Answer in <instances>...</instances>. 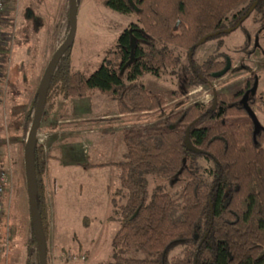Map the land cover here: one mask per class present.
Masks as SVG:
<instances>
[{
	"label": "trees",
	"instance_id": "1",
	"mask_svg": "<svg viewBox=\"0 0 264 264\" xmlns=\"http://www.w3.org/2000/svg\"><path fill=\"white\" fill-rule=\"evenodd\" d=\"M101 2L111 11L135 15L136 23L118 36L110 57L89 76L73 70L70 48L51 75L47 111L54 108L51 101L58 97L83 98L94 91L111 98L121 117L158 113L161 118L167 108H175L152 127L138 126L125 134V153L115 164L120 170V188L111 200L120 226L112 240V260L105 264H264V129L254 137L253 123L241 104L257 78L252 84L246 82L240 99L238 93L228 98L214 91L210 105L193 103L185 109L176 103L168 105L135 84L145 74L158 77L166 69H178L181 58L177 49L187 55L183 70L189 83L209 85L219 79L230 60L210 57L198 65L193 59L197 48L201 41L213 39L221 47L226 31L241 27L253 10L262 9L264 0ZM67 27L65 37L69 22ZM229 71L230 67L223 76ZM36 100L37 93L28 121ZM254 102L255 95H249L247 104L252 111ZM207 122L213 124L203 125ZM186 134L196 152L186 147ZM34 156L36 204L47 240L46 164L37 145ZM197 158L212 167L200 172ZM97 166L82 165L84 169ZM149 178L179 187L173 193L164 183L149 189ZM30 226L29 256L32 247L36 248ZM177 247L182 254L170 257ZM130 250L145 255L126 257Z\"/></svg>",
	"mask_w": 264,
	"mask_h": 264
},
{
	"label": "rangeland",
	"instance_id": "2",
	"mask_svg": "<svg viewBox=\"0 0 264 264\" xmlns=\"http://www.w3.org/2000/svg\"><path fill=\"white\" fill-rule=\"evenodd\" d=\"M77 6L76 33L70 57L73 70L89 76L106 57H110L118 36L131 23H136L137 19L133 14L123 15L109 10L101 0H77ZM36 21L42 27H35L33 22ZM67 22L68 0H6L2 27L4 33L14 36L9 41L10 46L15 41L14 60L15 54L19 53V40H28L27 44L32 45L31 48L35 51L28 56L29 61L40 58L41 53L34 46L37 45L36 48L40 49L45 38H49L47 42L52 46L56 43L59 46L64 40ZM229 26V22H226V27ZM33 27L41 33H35V36L31 31L35 30ZM218 46L217 39L204 42L199 45L193 57L198 65L210 57L217 60L227 57L230 60V71L209 85L189 83V77L183 70L188 58L179 49L177 53L180 54L181 66L178 69H166L158 77L145 74L135 84L143 85L150 94L162 97L168 105L176 103L180 105L178 108L185 109L193 103L210 105L214 91L223 93L228 98L238 93L240 99L246 82L251 80L252 84L253 78H257L256 102L252 109L264 128V2L261 10H253L244 19L242 26L225 35L222 46ZM6 58L12 60L11 55ZM29 61H19L16 65L14 62V68L13 64L9 65L8 77L11 81L15 76L32 74L31 67H36L40 62ZM45 66L40 73H43ZM121 75L125 79L124 71ZM66 103L65 107H58L57 114L64 119L57 126L65 135L68 131L70 134L66 135L64 141L51 144L52 148L46 154V175L58 184L54 195H49L47 264H105L112 260V240L120 226V216L111 200L114 192L120 188V170L115 164L123 159L125 134L138 126L152 127L159 120L163 121L168 117L175 108H167L165 116L161 118H158V113L119 118L116 103L98 91L77 103ZM235 118L237 121L239 115ZM240 120L244 121V117H240ZM210 124L213 122L203 123ZM71 128H91L95 133L86 137L78 133L73 136ZM44 129L42 127L41 132ZM85 141H90L92 145L83 153ZM66 156L70 157L69 161L65 159ZM197 164L200 172L212 167L203 158H197ZM82 165L100 166L84 169ZM20 167H23L22 163L18 169ZM12 181L13 188L6 197L4 215L0 220V264H38L35 247H32L33 254L29 256L31 226L24 172L19 176L14 175ZM159 183H164L171 193L179 187L178 184L167 183L162 179L153 181L149 178V189ZM181 254L182 248L177 247L169 256ZM144 255L143 252L134 250L125 253L126 257L140 258Z\"/></svg>",
	"mask_w": 264,
	"mask_h": 264
},
{
	"label": "crops",
	"instance_id": "3",
	"mask_svg": "<svg viewBox=\"0 0 264 264\" xmlns=\"http://www.w3.org/2000/svg\"><path fill=\"white\" fill-rule=\"evenodd\" d=\"M33 23L34 26L37 28L42 27V25L39 26L40 25L39 21ZM35 27L33 28L35 29ZM36 29L31 31L34 34L37 33L39 35L41 31L38 32V30ZM23 32H24V36L26 37L25 29L23 30ZM23 32L21 34V37L23 35ZM27 35H28V31H27ZM5 38H6V43L2 47V51L0 50V171L5 173V178H6V181L2 183V185L0 183V185L2 186V192L0 193V201L3 204L4 211L6 206V197L8 194L11 193L13 188L12 179L14 175L19 176L20 173L24 172V177H25L24 159H23L24 146L28 136L30 123L32 120L31 118V120L28 121L27 117L29 116L31 105L34 101V98L38 90V85L42 76L40 74H43L40 72H42V69L44 68L45 64L47 65L54 50L58 47L57 46L58 43L52 46L51 43L47 42L49 38L48 40L45 38L42 42V46L40 47V49L36 48L37 45L34 46L36 51L38 52L40 51L41 56L39 59H35V60H39L40 62L37 63L36 67L35 66L31 67L32 74L30 73L29 75L23 74V75L15 76L13 78V81H11V78L8 77L9 65L13 64V68H14L16 63H18L19 61H21L19 63L22 62L24 63L26 61H29L28 56L32 53H35V51L33 48H31L32 45L27 44L28 40L26 41L19 40L17 42V46H18L17 49L19 53L15 54V60H14L13 53L15 51L14 49L15 41L13 46L9 45V41L12 40L14 36L10 37L9 34L5 33ZM37 40H35V44L38 43ZM30 43H32L31 40ZM7 49L9 50V52H7ZM10 55L12 56V60L6 58L9 57ZM35 60H31L29 62H34ZM83 98L65 100L58 97L54 101H51L54 103V108L51 111H47V109L45 108L36 137V145L39 148H41L42 151L44 152L43 161L45 162V164H47L46 154L49 148H52L51 144L64 141L65 137H67L66 135L70 134L69 133L70 131H68L66 132L65 135V132L57 126L59 123L62 122V119H64L62 115L57 114L58 107L59 106L65 107L67 105L66 102L68 101H73L77 103L80 99ZM119 118L122 117L119 116ZM2 120L3 123H1ZM45 121L47 122L45 123ZM42 127H44L45 129L44 131L42 130L41 132ZM75 133H78V135H82L86 137V135L94 134L95 130L91 128L89 130H81V129L75 130L71 128V134L75 136ZM91 145L92 143L90 141H85L84 146H82L85 148L83 153H85L86 149L89 148ZM65 159L69 161L70 157L66 156ZM20 163H22L23 167H20V169H18ZM14 167L15 170L13 169ZM46 173H47V169H46ZM44 180L46 184V189H47L46 192L48 195V204L50 208L49 195L50 196L54 195L55 190L58 188V184L56 180L50 179L49 177H47L46 174Z\"/></svg>",
	"mask_w": 264,
	"mask_h": 264
},
{
	"label": "water",
	"instance_id": "4",
	"mask_svg": "<svg viewBox=\"0 0 264 264\" xmlns=\"http://www.w3.org/2000/svg\"><path fill=\"white\" fill-rule=\"evenodd\" d=\"M77 10H78L77 0H68L69 30L63 42L53 52L41 76L37 90V100L32 114V120L30 123L28 136L24 146L23 159H24L26 192H27V200H28V212H29L30 223L32 225L33 233H34L38 264H47V241H46L45 233L43 231L41 217L38 212L37 204H36L37 185H36L35 156H34L36 137H37L39 125L41 123L45 111L46 99L49 90L51 75L54 72L62 56L71 48V45L75 37ZM233 30L234 28L229 29L226 32L230 33ZM202 43H204V40L201 41L200 45ZM229 67L230 64L228 63L226 69L221 74H224L229 69ZM257 86H258V81L257 79H255L253 87L249 91H247L241 99V104L244 110L246 111L247 115L251 119V122L253 123L254 137L264 129L260 125L255 113L251 110V108L247 104L248 96L255 95ZM185 145L189 150L196 152V149L192 147L187 134L185 136Z\"/></svg>",
	"mask_w": 264,
	"mask_h": 264
},
{
	"label": "built area",
	"instance_id": "5",
	"mask_svg": "<svg viewBox=\"0 0 264 264\" xmlns=\"http://www.w3.org/2000/svg\"><path fill=\"white\" fill-rule=\"evenodd\" d=\"M5 3H6V0H0V50L6 43L5 33L2 27L3 20H4ZM5 181H6L5 173L0 171V183H4ZM1 185H0V193L2 192ZM3 215H4V207H3L2 202L0 201V220ZM0 254H1V247H0Z\"/></svg>",
	"mask_w": 264,
	"mask_h": 264
}]
</instances>
